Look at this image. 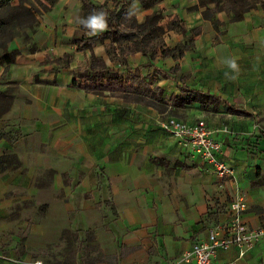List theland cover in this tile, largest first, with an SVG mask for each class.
Segmentation results:
<instances>
[{
    "label": "crops",
    "instance_id": "obj_1",
    "mask_svg": "<svg viewBox=\"0 0 264 264\" xmlns=\"http://www.w3.org/2000/svg\"><path fill=\"white\" fill-rule=\"evenodd\" d=\"M133 2L128 10L143 23L153 10ZM158 9L167 48L182 47L199 30L180 59L155 57L158 70L178 67L170 78L153 76L141 53L127 56L126 65L112 60L109 40L78 52L65 39L59 50L50 43L0 67L6 82L0 90L16 88L0 118V157L13 154L20 163L0 172V255L31 264L71 244L65 255L74 264H182V255L226 220L236 195L247 205L243 221L264 226V12L253 9L236 23L219 12L215 29L203 19L199 0H162ZM167 17L183 22L187 34L168 31ZM46 53L71 57L52 73L54 63L41 66ZM92 59L123 79L132 73L151 78L166 109L75 88L78 70ZM181 85L217 95L243 113H228L224 103L216 112L172 109L169 99ZM167 118L204 120L234 180L212 175L189 146L165 133L158 123ZM222 128L227 132L219 133ZM36 198L41 203L29 204ZM227 262L264 264V239L243 258L235 248L219 252L217 263Z\"/></svg>",
    "mask_w": 264,
    "mask_h": 264
},
{
    "label": "trees",
    "instance_id": "obj_2",
    "mask_svg": "<svg viewBox=\"0 0 264 264\" xmlns=\"http://www.w3.org/2000/svg\"><path fill=\"white\" fill-rule=\"evenodd\" d=\"M31 0H0V67L10 66L15 62L16 53H12L7 48L11 36L12 28L23 27L24 21L31 20L34 23V15L31 9L26 8L25 4ZM86 8L96 7L104 18L105 30L95 31L90 29V36H82L73 41L76 51L80 52L89 46H94L98 42L109 40L110 43L106 47L108 56L116 59L122 65H126V57L135 53H141L146 59L147 64L154 67L153 61L155 57L161 54L164 57H171L178 60L183 55V50L192 48V37L199 30L191 31L186 43L176 46L173 49L167 48L164 43V29L161 21L165 18L161 11L155 9L148 15L143 23H139L136 17L130 14L126 9L129 4L135 0H123L121 4H114L111 11H104V8L98 5H92L86 0H81ZM144 10L154 9L162 0H138ZM16 3L15 5H12ZM212 5V8L208 6ZM199 6L205 7L202 12L204 20L210 21L215 29H218L219 23L213 17L219 12L229 15V22H241L244 16L253 9L261 8L264 12V0H199ZM14 9V13L10 12V8ZM194 10L197 6L193 7ZM168 18V17H167ZM31 22V21H29ZM88 31L87 29H84ZM168 31H175L181 34H187L186 27L183 22L177 18H168ZM11 41V40H10ZM9 41V42H10ZM70 55H65L58 62L69 60ZM178 67H174L170 71H161L154 67L153 76L162 78H170L171 74L177 72ZM73 86L88 93L102 95L108 92L110 95L122 99L124 102L143 104L164 111L167 104L162 99V91L157 86H153L151 78H140L135 74H130L126 78H122L118 73L107 68L101 59H92L89 68L79 69ZM7 91H0V118L9 111L13 95L8 96ZM224 103L223 99L217 95L203 92L198 88H191L181 85L179 93L172 95L169 99V105L172 109L190 108L197 106L202 110H211L216 112L220 105ZM226 111L230 114H242L243 112L233 105L224 103ZM20 163L13 154H7L0 157V172L10 167L18 168Z\"/></svg>",
    "mask_w": 264,
    "mask_h": 264
},
{
    "label": "built area",
    "instance_id": "obj_3",
    "mask_svg": "<svg viewBox=\"0 0 264 264\" xmlns=\"http://www.w3.org/2000/svg\"><path fill=\"white\" fill-rule=\"evenodd\" d=\"M159 127L170 136L179 139L191 148L192 154L207 165L206 170L221 180H234V169L231 164L219 157L221 145L212 136L213 132L204 120L194 123L179 121L174 118L160 120ZM219 133H226L222 128ZM247 205L242 196L236 195L227 205L226 220L208 230L204 241L194 243L191 249L182 255V264H220L217 263L219 252L235 248L238 258L254 248L264 239V226L250 227L243 221ZM0 261L10 264H21L18 260L0 255ZM31 264H42L39 261ZM222 264H234L227 262Z\"/></svg>",
    "mask_w": 264,
    "mask_h": 264
},
{
    "label": "rangeland",
    "instance_id": "obj_4",
    "mask_svg": "<svg viewBox=\"0 0 264 264\" xmlns=\"http://www.w3.org/2000/svg\"><path fill=\"white\" fill-rule=\"evenodd\" d=\"M92 5H98L104 8V11H111L114 4H121L123 0H86ZM126 1V0H125ZM138 1V0H135ZM139 2V1H138ZM134 2L129 4V7ZM13 3L12 5H15ZM160 4V3H159ZM158 4V5H159ZM158 5L154 9L150 10H159ZM26 8L31 9L32 14L34 15V23L31 20V17L28 18V21H24V26L21 28H12L11 36H7L4 39H9L7 42V48L12 53H16V58L22 54L34 53L39 48H44L45 45L52 44L53 48L58 49L59 44H63L64 40L72 42L76 39L81 38L82 36H90V29H94L96 32L99 30H105L104 18L100 14L96 7L86 8L82 4L81 0H31L29 3L25 4ZM141 7V5H140ZM127 7V11L134 15L133 10L130 12ZM10 12L14 13V9L11 7ZM163 17L165 15L161 11ZM136 17V15H134ZM98 18L102 20V27L98 26L96 28L89 27L88 23L90 18ZM169 18V17H168ZM31 21V22H29ZM87 29L88 31H85ZM1 41V40H0ZM64 49V48H63ZM0 48V53H1ZM46 51V50H45ZM45 64H55V67L50 70L52 73H58L65 65L64 60L58 62L56 59H53V56L50 53H46ZM15 58V60H16ZM15 63V62H14ZM80 65H84L80 63ZM44 70V69H41ZM37 78V77H36ZM6 82L3 81V78L0 77V84L4 85ZM7 95L11 96L14 94L16 88L14 86H7L5 88ZM5 90V91H6ZM2 91V89L0 90ZM38 184V183H37ZM41 198H36L32 200L29 204H34L35 202L41 203ZM28 204V203H27ZM71 246L68 244L60 245L56 247L55 250L49 252L48 256H45V260H42V264H74L71 254L65 255L67 249ZM96 246H92V251L98 252ZM55 253V254H54ZM61 253V254H59ZM95 253V252H94ZM246 255V254H245ZM67 258V259H66ZM99 258L98 254H93L90 256L91 261ZM243 258V257H242ZM66 259V260H65ZM89 264V263H87ZM91 264V263H90Z\"/></svg>",
    "mask_w": 264,
    "mask_h": 264
},
{
    "label": "clouds",
    "instance_id": "obj_5",
    "mask_svg": "<svg viewBox=\"0 0 264 264\" xmlns=\"http://www.w3.org/2000/svg\"><path fill=\"white\" fill-rule=\"evenodd\" d=\"M88 26L93 28H96L98 26L102 27V20H99L98 18L95 17L90 18ZM231 67L235 68L236 67L235 63H231Z\"/></svg>",
    "mask_w": 264,
    "mask_h": 264
}]
</instances>
